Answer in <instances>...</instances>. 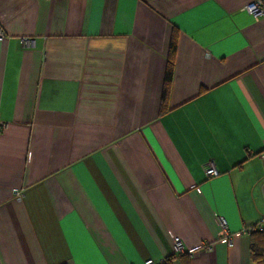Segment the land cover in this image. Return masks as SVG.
<instances>
[{"label":"crops","instance_id":"obj_1","mask_svg":"<svg viewBox=\"0 0 264 264\" xmlns=\"http://www.w3.org/2000/svg\"><path fill=\"white\" fill-rule=\"evenodd\" d=\"M253 1L0 0V264H252L241 230L264 215Z\"/></svg>","mask_w":264,"mask_h":264},{"label":"built area","instance_id":"obj_2","mask_svg":"<svg viewBox=\"0 0 264 264\" xmlns=\"http://www.w3.org/2000/svg\"><path fill=\"white\" fill-rule=\"evenodd\" d=\"M244 9L246 11H248L249 13H251L252 15H254L255 17L264 15V0H255L253 2H249L248 4H246L244 6ZM4 37H5V32L3 31L2 27L0 26V41ZM20 42L23 45H28L31 43V39H29L27 37H23L20 39ZM202 170H203V173L205 174L206 177H213V176L217 175V173H218L212 160L206 161L202 165ZM15 193H16V195H18L17 191H15ZM219 224H220V229H219L218 235H217L218 238L226 239L228 242V245L231 246L232 242H231V239L229 238V232H228L226 220L224 218L220 217L219 218ZM262 230H264V215H262L256 223L245 226L241 230V232L243 234L250 235L254 231H262ZM172 243H173L174 251L177 255L183 253V251H184L183 250V244H182L179 237H177V236L173 237ZM205 249L207 251H211L212 247L210 245H206ZM144 264H154V262L152 259H147V260H145Z\"/></svg>","mask_w":264,"mask_h":264},{"label":"trees","instance_id":"obj_3","mask_svg":"<svg viewBox=\"0 0 264 264\" xmlns=\"http://www.w3.org/2000/svg\"><path fill=\"white\" fill-rule=\"evenodd\" d=\"M175 37L172 36L169 42V50H168V60L164 72V80L163 86L161 90V98H160V114H163L167 108V97L169 93V87L173 72V62H174V53H175ZM250 261L252 264H264V230L262 231H254L250 235ZM184 255V254H183ZM182 254H179V258L183 257ZM174 257H167L162 262L158 264H172ZM183 260V259H181ZM184 262V260H183ZM155 264V263H154ZM186 264V263H183Z\"/></svg>","mask_w":264,"mask_h":264}]
</instances>
